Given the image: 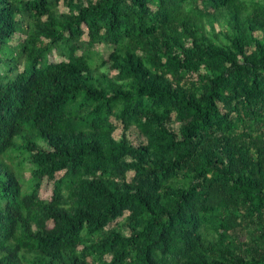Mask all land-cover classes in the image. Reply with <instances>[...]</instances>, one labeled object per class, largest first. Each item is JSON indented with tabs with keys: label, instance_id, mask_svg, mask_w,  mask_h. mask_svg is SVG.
Wrapping results in <instances>:
<instances>
[{
	"label": "trees",
	"instance_id": "obj_1",
	"mask_svg": "<svg viewBox=\"0 0 264 264\" xmlns=\"http://www.w3.org/2000/svg\"><path fill=\"white\" fill-rule=\"evenodd\" d=\"M0 264H264V0H0Z\"/></svg>",
	"mask_w": 264,
	"mask_h": 264
},
{
	"label": "rangeland",
	"instance_id": "obj_2",
	"mask_svg": "<svg viewBox=\"0 0 264 264\" xmlns=\"http://www.w3.org/2000/svg\"><path fill=\"white\" fill-rule=\"evenodd\" d=\"M58 10L61 12L66 11V9L63 7H60ZM93 50H94V52L100 54L103 58H106V56L108 54V50L106 48H104L103 46H95V48ZM59 59L60 58H58V57H51L50 61H59ZM103 69H100V70H103ZM168 126L175 131H177V129H178L177 123L168 124ZM115 133H117V131ZM130 139H132V136L130 137ZM27 176H28L27 170H25V175L23 176L22 179H20V181L26 180ZM128 176H130V174ZM51 196H52V182L44 180L42 183V186L40 187V190H39V197L43 200H50ZM126 233H127V230H124V234H126Z\"/></svg>",
	"mask_w": 264,
	"mask_h": 264
}]
</instances>
